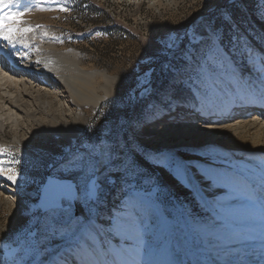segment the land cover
<instances>
[{
    "label": "rangeland",
    "instance_id": "1",
    "mask_svg": "<svg viewBox=\"0 0 264 264\" xmlns=\"http://www.w3.org/2000/svg\"><path fill=\"white\" fill-rule=\"evenodd\" d=\"M9 14H18L15 22L7 21L17 32L39 35L45 28L56 47L80 53L83 67L117 80L113 96L87 114L72 145L52 132L44 137L36 123L60 108L58 100L29 91L17 97L0 83V161H19L10 165L18 171L16 183L0 176V184L14 189L0 188V264H20L31 254L45 257L42 226L49 210L37 204L48 176L82 185L101 165L107 173L99 179L96 206L75 200L68 211L75 217L89 211L132 261L162 252L177 233L195 246L221 250L253 235L264 237V208L255 195L264 187V151L254 147V127L241 135L222 128L226 119L236 126L238 118L246 124L264 113L254 98L255 89L264 90V0H8L0 4V19ZM212 29L222 36L216 47L232 71L205 80L198 65L209 49L204 34ZM169 36L178 37L172 51L164 49ZM60 90L53 94L61 97ZM185 91L204 108L194 114L188 100L176 116L168 111L174 102L167 101ZM191 112L200 132L179 125L181 114ZM167 119L175 124L158 131ZM73 155L78 166L69 170L65 161ZM24 191L35 193L30 211L20 208L31 204ZM151 202L161 204L166 219Z\"/></svg>",
    "mask_w": 264,
    "mask_h": 264
},
{
    "label": "bare ground",
    "instance_id": "2",
    "mask_svg": "<svg viewBox=\"0 0 264 264\" xmlns=\"http://www.w3.org/2000/svg\"><path fill=\"white\" fill-rule=\"evenodd\" d=\"M31 33L32 31L28 33L16 31L15 42L12 44L0 41V83L2 82L8 88H13L17 92V97H20L21 91V95L23 92L29 91L49 96L53 101L58 100L60 108L49 109L45 113L46 119L43 116V121L36 123H39L38 126L45 132L44 137H48L46 133L52 132L57 140L63 137L67 144L72 145L84 129L87 114L97 108L105 98L113 96L117 78L109 75L105 70L83 67L80 53L74 49L62 50L56 47L50 40L52 36L49 35L45 28L39 31V35ZM2 62H5L7 66L2 65ZM46 82L49 85L42 86ZM53 90H60L63 95L60 97L57 94H53ZM262 92V89H255L254 94L257 101ZM3 98L0 96V99ZM190 98L188 92H182L174 97L176 102L173 103V106L168 111L180 116L178 111L184 109L181 106L186 101L190 100V104L192 103ZM200 100L196 101L197 104L193 102L191 107L196 104V106L204 108L203 102ZM17 101L18 98L9 100V106L14 107ZM262 104H264V100ZM193 110L196 111V108ZM26 116L28 120L33 119L29 115ZM181 116H184V119H179V125H181L182 129L200 132L198 125H196L198 117H195L192 112L191 114L183 113ZM171 118H174V116ZM203 120L208 122L210 119L203 117ZM35 121L33 120V122ZM237 121L239 123L236 126H230L228 124L230 123L229 120L226 119L222 128L230 130L233 135H241L248 133L246 127H254L252 136L255 140L254 147L264 151V141H260L264 132V113L259 115L257 120H250L246 124L239 118ZM13 124H15V121ZM173 124H175L174 120L167 119L162 121L160 128H157V130H161L162 127L163 132H166L172 128ZM216 136L217 134L213 133L209 139L214 141ZM178 142H184V140ZM105 154H108L107 150H105ZM105 158L107 159L108 156ZM99 169V179L106 178L107 172L105 168L101 169L99 167ZM0 188H7L10 192L14 190L6 183L0 184ZM24 194L30 198L31 204H28L29 202L23 199L25 202L20 204V208L30 211L34 207L33 197L35 193L24 191ZM255 195L264 208V187L257 188ZM83 203H81L82 207H84ZM152 204L158 214L163 219H166V213L161 204ZM27 207L29 208L27 209ZM69 213L73 220L78 222L81 228L85 230L90 241V247L87 248L83 259L80 254L76 255L75 264H264V237L253 235L251 237L252 240L237 242L236 245H230L228 246L229 248L221 250L195 246L187 237L179 233L169 239L167 246L162 252L154 250L151 251V254L142 255L132 261L120 252L117 245L104 236L100 226L96 224L94 216L89 211L86 210L76 217L70 210ZM49 217L50 212L45 217L46 222ZM127 221L129 222L130 220L127 219ZM65 246L63 239L50 236L45 238L43 235L41 250L47 249L48 252H52L53 249H63ZM40 253L45 256L41 260L31 254L30 257L29 255L25 256V260H22L20 264H44L47 256L43 251ZM48 264H50V261ZM69 264H72V261Z\"/></svg>",
    "mask_w": 264,
    "mask_h": 264
},
{
    "label": "snow or ice",
    "instance_id": "3",
    "mask_svg": "<svg viewBox=\"0 0 264 264\" xmlns=\"http://www.w3.org/2000/svg\"><path fill=\"white\" fill-rule=\"evenodd\" d=\"M8 0H0V4L7 3ZM18 14H9L8 16L0 19V41H6L8 44L15 42V33L17 29L8 25L7 21H16ZM29 29H24L28 31ZM209 43V49L206 53L204 60L198 65V70L202 79H210L218 72L231 74V66L228 63L227 56L222 48L216 47L217 44L222 45V36L218 34L216 29L204 34ZM178 37L169 36L165 41L164 49L172 51L177 47ZM262 82H264V54L260 60V68ZM146 84H150V79H146ZM264 100V92L258 97ZM171 105L174 101L173 97H169L168 101ZM19 161L13 160L11 162L0 161V176H4L12 183L17 182L18 171L15 167L10 165L18 164ZM69 170L76 168V157L70 156L65 165ZM105 165H101V168ZM100 169H95L90 177L85 178L82 185L69 184H53L50 187V194L47 201L50 217L48 221L42 226L47 237H59L65 241L66 246L63 249H53L48 252L47 249L42 251L47 256L44 264H75V257L77 254L81 255L83 259L87 248L90 247V241L87 238V233L78 222L73 220V217L68 211L70 202L73 199L83 200L84 203L95 207L102 194V183L99 180ZM37 233L41 231V226L36 227Z\"/></svg>",
    "mask_w": 264,
    "mask_h": 264
},
{
    "label": "water",
    "instance_id": "4",
    "mask_svg": "<svg viewBox=\"0 0 264 264\" xmlns=\"http://www.w3.org/2000/svg\"><path fill=\"white\" fill-rule=\"evenodd\" d=\"M69 183L75 185L69 179H58V178H55V177L48 176L46 178L45 182H44V186H43V189H42L41 196H40V199L38 201L37 207L43 212L48 211L49 209H48L47 201H48L49 194H50V187L53 184H69ZM75 200L76 199H73L71 201L74 202Z\"/></svg>",
    "mask_w": 264,
    "mask_h": 264
}]
</instances>
